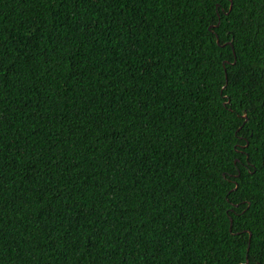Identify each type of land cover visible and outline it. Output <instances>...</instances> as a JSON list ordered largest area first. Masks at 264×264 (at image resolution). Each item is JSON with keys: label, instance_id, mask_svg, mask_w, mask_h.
I'll use <instances>...</instances> for the list:
<instances>
[{"label": "trees", "instance_id": "trees-1", "mask_svg": "<svg viewBox=\"0 0 264 264\" xmlns=\"http://www.w3.org/2000/svg\"><path fill=\"white\" fill-rule=\"evenodd\" d=\"M246 261L264 0H0V264Z\"/></svg>", "mask_w": 264, "mask_h": 264}, {"label": "snow or ice", "instance_id": "snow-or-ice-1", "mask_svg": "<svg viewBox=\"0 0 264 264\" xmlns=\"http://www.w3.org/2000/svg\"><path fill=\"white\" fill-rule=\"evenodd\" d=\"M225 180H226L229 184H233V188L236 187V185L233 183V181H232V179H231L230 177L225 176ZM239 231L242 232L243 229H240ZM249 264H250V261H249Z\"/></svg>", "mask_w": 264, "mask_h": 264}, {"label": "water", "instance_id": "water-1", "mask_svg": "<svg viewBox=\"0 0 264 264\" xmlns=\"http://www.w3.org/2000/svg\"><path fill=\"white\" fill-rule=\"evenodd\" d=\"M230 7H231V4H230ZM230 7H229V8H230ZM216 40H217V42H218V37L216 38ZM244 115H245V114H244ZM245 264H247V261H246V263H245Z\"/></svg>", "mask_w": 264, "mask_h": 264}]
</instances>
